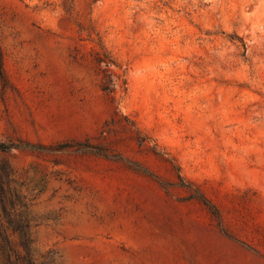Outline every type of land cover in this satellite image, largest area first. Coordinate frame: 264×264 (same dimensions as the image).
Here are the masks:
<instances>
[{"label": "rangeland", "instance_id": "1", "mask_svg": "<svg viewBox=\"0 0 264 264\" xmlns=\"http://www.w3.org/2000/svg\"><path fill=\"white\" fill-rule=\"evenodd\" d=\"M0 54V264H264V0H0Z\"/></svg>", "mask_w": 264, "mask_h": 264}, {"label": "trees", "instance_id": "2", "mask_svg": "<svg viewBox=\"0 0 264 264\" xmlns=\"http://www.w3.org/2000/svg\"><path fill=\"white\" fill-rule=\"evenodd\" d=\"M92 55H93V60L97 65L98 72L101 75L102 90H104L105 92L109 94H113L116 89L118 80H121L122 84H126V79L122 77L123 73H120L112 68V66H116L119 69H121V65L118 64V62H116L115 58L112 56L109 50H107L103 45H101L99 49L93 50ZM0 71H1V54H0ZM135 135H136V140L139 143L146 142L151 139V137L147 133L141 132L138 129L136 130ZM73 145L74 144L68 143V144H60V145H57L56 147L64 148V147H72ZM78 145L82 146L84 149H92L98 154L106 155L104 150H102L101 148L97 146L90 144L88 140H85L84 142H78ZM12 147H25V148H33V149H39V150L48 148L47 146L43 144L33 143L30 141H21L19 143H13V142L7 143V142L0 141V150H7ZM152 151L155 154H161V155H164L165 153L161 151L160 149H158L156 147V144L153 145ZM135 169L143 173H146L148 175L150 173L149 170H147L146 168H142L141 166H135ZM177 177L179 181H183L179 172H177ZM185 185H188V184H185ZM29 242H30L29 240L22 241L26 249H28ZM11 246H12V241L10 240H6L5 244L4 243L0 244L2 253L7 254L8 247H11ZM7 261H8V264H12L9 258Z\"/></svg>", "mask_w": 264, "mask_h": 264}]
</instances>
